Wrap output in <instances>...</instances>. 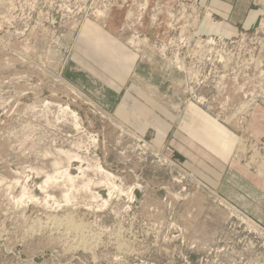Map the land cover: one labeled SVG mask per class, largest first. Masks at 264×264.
<instances>
[{
    "label": "rangeland",
    "instance_id": "374dc122",
    "mask_svg": "<svg viewBox=\"0 0 264 264\" xmlns=\"http://www.w3.org/2000/svg\"><path fill=\"white\" fill-rule=\"evenodd\" d=\"M200 14L0 0V264H264L259 199L219 185L264 188V16L195 71Z\"/></svg>",
    "mask_w": 264,
    "mask_h": 264
},
{
    "label": "crops",
    "instance_id": "0c3cea01",
    "mask_svg": "<svg viewBox=\"0 0 264 264\" xmlns=\"http://www.w3.org/2000/svg\"><path fill=\"white\" fill-rule=\"evenodd\" d=\"M196 3L201 14L197 19L195 29L202 35L231 39L237 37L241 31L253 29L258 20L264 16V8L253 4L252 0H196ZM257 114L264 118L263 112ZM188 127L191 126L188 125ZM190 131L195 135L193 129ZM234 181L236 184L243 185H235L232 188L238 197L252 202L259 199V209H256L261 217V222L264 223V188L256 185L257 181L251 172L237 168L229 169L225 178L220 179L219 185L226 182L231 185ZM231 186L229 187L231 188Z\"/></svg>",
    "mask_w": 264,
    "mask_h": 264
},
{
    "label": "built area",
    "instance_id": "2783aa9c",
    "mask_svg": "<svg viewBox=\"0 0 264 264\" xmlns=\"http://www.w3.org/2000/svg\"><path fill=\"white\" fill-rule=\"evenodd\" d=\"M253 2H254V4H257V5H260V6H264L263 4H264V0H253ZM262 27H264V18H262V20H261V22H260V24H259V27H258V29L260 28V29H262ZM255 32H257V28L254 30ZM186 34H189V38L192 40V41H190L191 42V44L194 46L195 45V47H193V49L191 48V50H193L192 52H191V58H194V55H193V52H194V50L195 49H197L198 48V42H196V39L197 38H199L200 39V41H201V46H204V49H206V50H216V51H219L221 48H223V49H228V46H229V51L230 52H234V49H232L233 47H234V43L239 39V40H242L243 38L242 37H244L245 35H247L248 33L247 32H240L239 34H238V36L237 37H234V38H232V39H225V38H222V37H219V36H213L212 38V40H206V37L207 36H202V35H199V34H197V33H195V32H190V31H187V32H185ZM253 34H255V33H253ZM261 45H264V40L261 42ZM188 56H190V52L188 53ZM232 57V56H231ZM195 59V58H194ZM233 59V58H232ZM194 67V68H196V70H202L203 69V65H202V63H200V61L198 60V59H195L194 60V63L191 65V67ZM233 68H236L237 67V65H235V66H232ZM260 67V66H259ZM255 68H257V65H255ZM262 74V73H261ZM261 77H262V79H261V90H260V93L262 94L263 93V95H264V75H261ZM197 82H198V80H197ZM197 84V83H196ZM257 97H260V95H257ZM200 102V101H199ZM232 102H233V100H232ZM247 102H249V101H247ZM247 102H245V103H247ZM201 104H202V102H201ZM242 108H245V106L244 105H240V106H238L236 109H234L233 111H232V114H231V116L232 115H235V116H240L241 117V113H243L242 112ZM240 110H241V112H240ZM244 117H247L248 115L247 114H244L243 115Z\"/></svg>",
    "mask_w": 264,
    "mask_h": 264
},
{
    "label": "bare ground",
    "instance_id": "6f19581e",
    "mask_svg": "<svg viewBox=\"0 0 264 264\" xmlns=\"http://www.w3.org/2000/svg\"><path fill=\"white\" fill-rule=\"evenodd\" d=\"M187 32V31H186ZM213 36H209V37H206V40H212L213 38H212ZM196 42H198L197 44H201V41H200V39L199 38H197L196 39ZM198 49L200 50H202L203 51V49H204V46H201L200 45V47H198ZM202 51H201V53H202ZM205 53V52H204ZM205 55V54H204ZM228 55V54H227ZM229 58V55H228V57H227V59ZM228 60H230V59H228ZM227 60V62H225L223 65H224V67H227L228 66V63H229V61ZM256 62H255V65H259L261 62H259V60L258 59H256L255 60ZM191 69L193 70V69H195V71H197L196 70V68H194V67H191ZM50 220V219H49ZM61 225V224H60ZM65 233V232H64Z\"/></svg>",
    "mask_w": 264,
    "mask_h": 264
}]
</instances>
